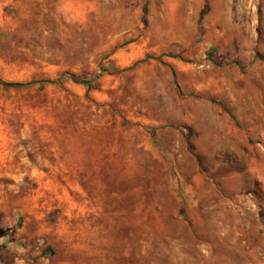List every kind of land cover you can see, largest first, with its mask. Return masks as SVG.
<instances>
[{"label":"rangeland","instance_id":"1","mask_svg":"<svg viewBox=\"0 0 264 264\" xmlns=\"http://www.w3.org/2000/svg\"><path fill=\"white\" fill-rule=\"evenodd\" d=\"M0 80V264H264V0H0Z\"/></svg>","mask_w":264,"mask_h":264},{"label":"trees","instance_id":"2","mask_svg":"<svg viewBox=\"0 0 264 264\" xmlns=\"http://www.w3.org/2000/svg\"><path fill=\"white\" fill-rule=\"evenodd\" d=\"M68 77H70V79L75 83L83 84L86 88L89 87L88 81H79L78 82V81L74 80V78H72L71 76H68ZM27 84L28 83L20 84V83L3 82L0 80V87H3V88H20V87L26 86Z\"/></svg>","mask_w":264,"mask_h":264}]
</instances>
